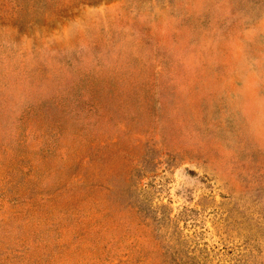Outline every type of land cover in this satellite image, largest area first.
<instances>
[{"label":"rangeland","instance_id":"obj_1","mask_svg":"<svg viewBox=\"0 0 264 264\" xmlns=\"http://www.w3.org/2000/svg\"><path fill=\"white\" fill-rule=\"evenodd\" d=\"M0 264H264V0H0Z\"/></svg>","mask_w":264,"mask_h":264}]
</instances>
